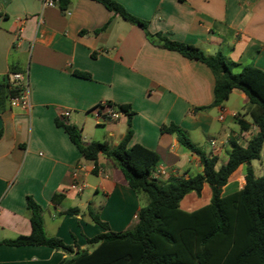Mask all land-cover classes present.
Instances as JSON below:
<instances>
[{
	"label": "crops",
	"instance_id": "obj_1",
	"mask_svg": "<svg viewBox=\"0 0 264 264\" xmlns=\"http://www.w3.org/2000/svg\"><path fill=\"white\" fill-rule=\"evenodd\" d=\"M44 1L0 0V83L11 70L22 72L30 102L24 108L0 99V264H58L78 249L92 251L96 245L88 238L104 229L91 211L114 231L138 222L142 192L129 186L105 154L95 173V163L84 158L58 121L76 125L86 142L106 140L111 146L131 128L130 146L140 143L158 153L157 169L166 170L152 174L159 183L203 172L200 157L163 126L181 127L217 156V168L228 160L231 137L246 146L259 130L242 90L234 88L222 105L215 104L213 71L163 47L156 34L207 55L221 52L234 63V72L247 65L264 70V0H115L146 21L151 36L97 0H69L64 10L57 0L53 6ZM103 102L128 105L132 115L99 123L94 110ZM65 110L71 113L63 120ZM91 117L104 128L89 130ZM240 120L249 127L243 130ZM263 153L264 144L256 159L261 165ZM253 161L232 173L223 196L244 187L248 166L259 177ZM207 185L186 194L180 207L193 211L209 204ZM27 196L40 205L47 236L73 245L74 253L2 243L31 233Z\"/></svg>",
	"mask_w": 264,
	"mask_h": 264
},
{
	"label": "trees",
	"instance_id": "obj_2",
	"mask_svg": "<svg viewBox=\"0 0 264 264\" xmlns=\"http://www.w3.org/2000/svg\"><path fill=\"white\" fill-rule=\"evenodd\" d=\"M57 1L61 9L67 8L69 0ZM97 1L141 26L151 36L148 23L129 13L121 3ZM156 37L163 47L198 59L213 71L215 104L222 105L234 88L242 90L248 96V111L259 130L246 146L240 144L236 137H231L228 160L217 168V156L197 146L181 127L175 124L163 126V130L177 136L183 147L200 157L203 172L189 177L172 176L168 182L159 183L152 176L158 166V153L140 143L130 146L131 128L117 146H111L106 140L86 142L76 125L58 121L84 158L95 163V173L99 155L105 154L120 167L129 186L146 193L149 198L148 204L139 210L138 222L133 229L111 230L107 222L91 211L93 221L104 229L88 238V243L96 247L92 251L78 249L58 264H264V175L257 177L248 166L244 187L222 195L229 177L241 164H250L261 157L264 144V70L247 65L236 73L233 71L234 63L221 52L207 55L195 45L172 40L161 33ZM13 72L15 70H11L0 83V99L19 96L22 92L11 80ZM79 75L89 77L86 73ZM116 107L131 117L128 105ZM240 121L243 130L249 127ZM2 135L3 130L0 129V138ZM205 182L212 189L211 202L193 211L183 210L180 200L191 191L200 193ZM27 206L31 212V233L2 243L47 245L74 253L73 245L66 244L59 237L47 236L41 207L31 196H27Z\"/></svg>",
	"mask_w": 264,
	"mask_h": 264
},
{
	"label": "built area",
	"instance_id": "obj_3",
	"mask_svg": "<svg viewBox=\"0 0 264 264\" xmlns=\"http://www.w3.org/2000/svg\"><path fill=\"white\" fill-rule=\"evenodd\" d=\"M57 3L56 0H45V5H55ZM11 80L15 86H19L22 89V92L19 96L11 97L10 103L12 106H22L24 108L30 107L29 97L27 94L28 87H27V81L25 78V75L22 72H13L11 74ZM71 111L65 110L63 113H61V118L64 120L67 117H69ZM124 112L119 110L116 106L109 104L107 102L101 103L100 106H98L94 110V116L99 123H105L108 121L116 120L118 119ZM215 141H212V144L215 145ZM158 171L160 173H164L166 170L164 168H156L154 170ZM153 172V173H154ZM72 187L80 189V186L77 183H73Z\"/></svg>",
	"mask_w": 264,
	"mask_h": 264
},
{
	"label": "rangeland",
	"instance_id": "obj_4",
	"mask_svg": "<svg viewBox=\"0 0 264 264\" xmlns=\"http://www.w3.org/2000/svg\"><path fill=\"white\" fill-rule=\"evenodd\" d=\"M238 69H235V71L238 73L239 71H237ZM92 119L88 122L87 124V128L91 131H94V130H97L98 128L99 129H102L104 127H98V124L95 123V118L91 117ZM102 139V138H101ZM264 155V153H263ZM253 165H254V170L256 172V174L258 176H262L264 175V163L261 165L260 164V161L258 160H254L253 161ZM210 185H207V190H206V194H209L210 193ZM141 198H142V203L143 205H146L148 202H149V198L147 196L146 193L142 192L141 193Z\"/></svg>",
	"mask_w": 264,
	"mask_h": 264
}]
</instances>
